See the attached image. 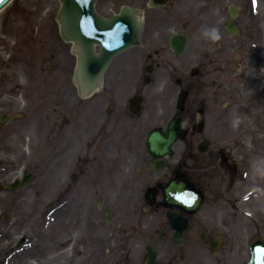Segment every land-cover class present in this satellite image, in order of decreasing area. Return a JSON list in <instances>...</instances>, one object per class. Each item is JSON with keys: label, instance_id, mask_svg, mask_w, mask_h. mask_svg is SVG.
Here are the masks:
<instances>
[{"label": "flooded vegetation", "instance_id": "af4514ba", "mask_svg": "<svg viewBox=\"0 0 264 264\" xmlns=\"http://www.w3.org/2000/svg\"><path fill=\"white\" fill-rule=\"evenodd\" d=\"M125 4L140 43L100 90L80 96L56 15L37 32L51 53L0 78V264H250L264 248L263 4L96 9Z\"/></svg>", "mask_w": 264, "mask_h": 264}, {"label": "water", "instance_id": "95a60500", "mask_svg": "<svg viewBox=\"0 0 264 264\" xmlns=\"http://www.w3.org/2000/svg\"><path fill=\"white\" fill-rule=\"evenodd\" d=\"M10 1L0 2V10ZM95 1L61 0L62 6L57 16L62 36L74 42L73 50L78 55L74 81L82 96L102 86L111 60L119 52L139 42L142 27L131 7L123 6L120 14L103 18L95 9ZM96 42L102 45L101 53L95 49ZM252 264H264V259L254 258Z\"/></svg>", "mask_w": 264, "mask_h": 264}, {"label": "rangeland", "instance_id": "374dc122", "mask_svg": "<svg viewBox=\"0 0 264 264\" xmlns=\"http://www.w3.org/2000/svg\"><path fill=\"white\" fill-rule=\"evenodd\" d=\"M260 3L264 6V0H260ZM59 6V0H14L0 13V78L15 80L16 74H20L25 79L26 68L39 66L45 54L51 53V50L49 52L43 48L37 32L40 28L50 30L45 24L50 23ZM35 10H40L39 14L36 15ZM30 18H34L33 22L29 21ZM262 26L264 29V22ZM46 46L51 49L52 44L46 43ZM7 84L9 89H16L13 82ZM20 92H7L5 98L7 101L14 98L19 100L22 97ZM17 108H22V104H18ZM12 155L2 152L0 157L5 160Z\"/></svg>", "mask_w": 264, "mask_h": 264}, {"label": "bare ground", "instance_id": "6f19581e", "mask_svg": "<svg viewBox=\"0 0 264 264\" xmlns=\"http://www.w3.org/2000/svg\"><path fill=\"white\" fill-rule=\"evenodd\" d=\"M34 12L38 13V11H37V10H35Z\"/></svg>", "mask_w": 264, "mask_h": 264}, {"label": "snow or ice", "instance_id": "6c2138e0", "mask_svg": "<svg viewBox=\"0 0 264 264\" xmlns=\"http://www.w3.org/2000/svg\"><path fill=\"white\" fill-rule=\"evenodd\" d=\"M0 2H3V0H0Z\"/></svg>", "mask_w": 264, "mask_h": 264}]
</instances>
